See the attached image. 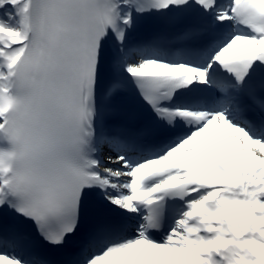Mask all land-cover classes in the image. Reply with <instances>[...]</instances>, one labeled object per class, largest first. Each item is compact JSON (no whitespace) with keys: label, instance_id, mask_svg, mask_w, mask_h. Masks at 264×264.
Masks as SVG:
<instances>
[{"label":"snow or ice","instance_id":"6c2138e0","mask_svg":"<svg viewBox=\"0 0 264 264\" xmlns=\"http://www.w3.org/2000/svg\"><path fill=\"white\" fill-rule=\"evenodd\" d=\"M0 264H264V0H0Z\"/></svg>","mask_w":264,"mask_h":264}]
</instances>
